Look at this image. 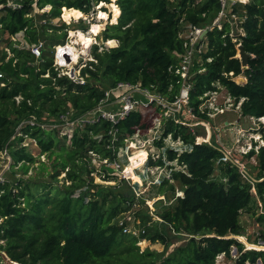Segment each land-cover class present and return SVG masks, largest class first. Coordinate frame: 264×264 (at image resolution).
<instances>
[{
	"label": "trees",
	"instance_id": "obj_1",
	"mask_svg": "<svg viewBox=\"0 0 264 264\" xmlns=\"http://www.w3.org/2000/svg\"><path fill=\"white\" fill-rule=\"evenodd\" d=\"M18 1L21 6L13 9L8 0H0V30L11 36L23 32L29 45L43 41L46 33L33 15L35 5L39 9L50 5L49 13H44L50 18L60 17L63 7L88 14L95 6L94 0ZM116 4L120 9L117 22L103 34L104 40L115 39L118 45L92 46L93 59L81 69L84 84L60 74L54 57L37 63L44 57L36 58L31 46L11 47L12 55L4 52L0 58V153L7 151L14 165L21 163L27 172L37 160L24 144L29 138L40 154L52 159L51 180L0 181V250L20 264H215L222 254L231 258L236 248L239 264L259 260L264 264V250L245 251L237 238L244 235L243 213L262 210L258 218L264 220V146L245 156L256 158L258 175L252 179L247 166L242 170L224 160L225 154L214 142L196 143V134L187 125L166 121L156 145L163 146V138L171 134L192 147L180 154L168 149L167 159L177 160L173 164L166 165L162 156L157 161L150 158V165L170 169L157 192L165 196L157 210L163 226L161 230L156 222L149 224L151 215L138 209L144 226L136 233L126 230L128 222L116 221L136 204L130 184L121 179L129 190L115 192L94 183L84 172L89 152L116 159L117 148L109 147L110 122L76 129L71 139L54 127V119L70 108L75 117L97 108L105 91L119 82L140 84L174 101L182 85L175 70L185 51V26L210 25L221 10L220 0H116ZM231 14L238 17L236 33L227 19L222 28L214 26L206 35L208 50L194 65L189 103L198 116L207 117L199 110L201 97L219 83L236 102L243 99V116L264 117V0L234 5ZM115 40L109 44L115 45ZM239 44L251 54L246 69L238 57ZM240 76L246 81L237 83ZM160 113L155 105L132 111L116 125L121 144L138 130L145 134ZM32 119L38 124L28 123ZM104 170L110 178L112 169L105 166ZM63 172L66 175L58 184ZM184 233L186 241L168 252L172 238ZM146 240L159 241L165 249H141L140 242Z\"/></svg>",
	"mask_w": 264,
	"mask_h": 264
},
{
	"label": "rangeland",
	"instance_id": "obj_2",
	"mask_svg": "<svg viewBox=\"0 0 264 264\" xmlns=\"http://www.w3.org/2000/svg\"><path fill=\"white\" fill-rule=\"evenodd\" d=\"M95 6L93 10L90 13H84L83 16L76 19L74 16H71L68 12L72 8H62V14L60 17L57 18H50L48 15H44V13H49L51 6L46 5L44 8L39 9L37 5H35V9L33 11V15L36 18V21L38 24L44 25V28L46 30V33L42 35V40L45 42V50L42 52L41 56L43 55V59H39L36 62H43L44 60H50V58L54 57V52L56 51V47L58 45L67 44L69 42H72L73 36L71 34L72 31H80L81 33L90 34L93 37V42L89 48H84L83 44L77 45V52L79 53V57L77 62L72 61V56L67 59V62L69 65L66 68L72 67L77 70H81L83 66H85L86 62L88 60L93 59L91 55V48L92 45L98 44V45H104L107 47H114L118 45V41L115 39V45H110V40H104V30L108 27V25L116 23L118 17H115L114 11H113V4H116V0H110L111 2H106L104 0H94ZM173 3L178 2L179 0H171ZM196 1H203V0H196ZM235 6L239 3H247L249 0H246L245 2H242L240 0H235ZM97 2V3H96ZM36 4V3H35ZM102 12L105 13L104 16L102 15ZM219 14V13H218ZM2 15V12L0 11V16ZM218 16V15H217ZM231 13L228 12V14L223 17L224 19L226 17H231ZM49 19V22H48ZM235 21L238 20V17L235 16ZM235 21H233V25L236 24ZM93 23H99L104 24L103 28L100 29L98 32L94 33L92 32ZM65 28H59L63 26ZM91 31V33H90ZM66 32V35L64 34ZM60 38V39H57ZM28 47L30 48L31 45H29L25 39H24V33L20 32L15 36H11L8 33L3 32L0 30V58L3 56V53H8V56L12 55L11 47ZM32 47V46H31ZM37 57L36 58H40ZM69 60V61H68ZM55 64V62H54ZM65 68V69H66ZM241 77V76H240ZM243 77V76H242ZM244 78V77H243ZM139 97V95H137ZM220 96V103L224 106L226 105V97H227V90L226 88H221L219 91ZM69 117L73 118L76 116L75 111L70 108L69 111ZM241 111L237 112L230 111V110H224L223 112L219 113L215 117L208 116L207 123L202 125L197 124L200 122V118L193 116L191 117L188 115V113L183 112L179 115L181 119L185 121V123L194 124L196 127L192 129L191 126L188 125L191 131H199V134L204 136L206 133H208V126L211 123L214 127L213 128H220V131L218 133V138L222 142V144L227 147L229 150L235 149L234 144V136L236 132V128L238 126L237 119L239 118V114ZM193 118V119H192ZM55 122H58V118L54 119ZM53 120V121H54ZM228 122V123H227ZM250 118L243 120V126L246 128L251 123ZM53 123V122H52ZM248 123V124H247ZM85 124H71V126H62L59 127L61 134H67L69 139H71V136H73L74 131L76 129H83ZM205 133V134H204ZM102 135V134H101ZM61 136V135H60ZM202 140L200 137L199 140ZM200 140V141H201ZM142 140L136 141L139 146H141ZM148 142V141H147ZM146 143L147 148H149L151 145H148ZM69 143V140H68ZM125 143V142H124ZM166 148L163 149V151L166 153L167 148H177L182 149L185 148L183 144H177L175 141L171 139V137H168L165 141ZM26 145V148L30 150L34 157H36V161L30 165V168L27 172H25L21 168V163L14 165V161L11 158V156L7 153V151L0 153V179L3 180H11L12 182H16L17 179H29L31 178L32 181H40V180H51L50 177V171L52 169V159L48 157L47 154H40L39 148L35 141L26 138V141L24 142ZM132 144L125 143V145L118 146V153L116 161L114 162V166L116 167V170L110 171V178H107L108 174L107 171L104 170V163H107V165H110V161L103 160V157L100 156V154L89 152V156L85 159L84 163V172L87 176H91L94 178V183H100L104 184L106 186L112 187V189L115 192H122L129 190V184L133 188V191L136 195L135 199V205L129 210L123 211L119 214V216L116 218L117 222L126 221L128 222L127 230L134 231L136 233H139L142 227L144 226V223L140 222V217L137 216V210L140 209L142 213H148L151 215L152 221L149 223L156 222L157 226H159V229L162 230L163 226V220L162 218L157 214V210L161 207V205L165 201V196L158 194V185L162 182V180L169 175V168L168 167H158L156 165H149V157L151 155H147L146 158L143 159V163L141 165H138L135 161L136 159V152L139 150H142L141 147L137 146H131ZM146 149V148H145ZM144 149V150H145ZM143 150V151H144ZM146 151V150H145ZM235 151V150H234ZM147 153L153 152V159H158L157 155L160 153V150L157 148V145L155 147H151V150L146 151ZM165 160H167V153L165 155ZM118 164V165H115ZM170 162H167L166 164L169 165ZM244 164L247 166L248 169V177L255 179L258 175V169L257 164L255 163L254 159L248 160L245 159ZM242 169V168H241ZM126 171V174H125ZM52 172V171H51ZM66 172H63L58 179L56 180L58 184L63 182V178L65 177ZM108 179V180H106ZM121 179H125L129 184H122L120 183ZM83 190L88 189L92 193L95 191L94 187H83ZM79 192V191H78ZM180 194H183L180 192ZM89 198L91 197L90 194H88ZM141 200H144V203L140 202ZM163 202V203H161ZM262 213V210H258L256 214H249V213H243L241 215L240 221L241 225L243 226V232L244 235H240L239 239L242 241H245V236L248 238V241H252L255 237L258 235L264 236V220H259L258 216ZM158 222V223H157ZM139 229H138V228ZM187 234L184 233L183 236H177L172 238V244L170 245L168 252H172L176 246L186 241ZM244 236V237H242ZM141 249H144L146 247H149L152 250H156L159 252H162L165 249V245L159 241L151 242V241H141L140 242ZM235 248L232 251V257H220L217 258L215 264H239L237 262L238 258H235ZM229 258V259H228ZM259 261L255 264H258ZM0 264H14L5 253L0 252ZM252 264V263H251ZM261 264H263L261 262Z\"/></svg>",
	"mask_w": 264,
	"mask_h": 264
},
{
	"label": "built area",
	"instance_id": "obj_3",
	"mask_svg": "<svg viewBox=\"0 0 264 264\" xmlns=\"http://www.w3.org/2000/svg\"><path fill=\"white\" fill-rule=\"evenodd\" d=\"M220 3H221V10L219 11L218 16H216L212 24L207 26H199V25L185 26V29L182 33V36L185 39V44H184L185 51L180 55L181 57L180 64L175 70L176 74L181 76L182 85H181L180 93L174 101H169L159 93L153 92L145 87H142L140 84L133 85L128 82H119L116 87L107 89L105 91V98L102 100V102L97 108L87 111L73 118L69 117L68 112H64L59 116V121L54 124V127L59 128L62 126H66V125L71 126V124L78 123V124H85L84 126L85 128L87 125L100 124L104 121H108L111 124L109 130V135L111 136L109 147L111 146L116 147L117 153L119 149L118 146L122 144L125 145V143H127L128 141L130 144H132L131 146L138 145V147H141L142 150L146 148L145 150L149 151L151 150V147H155L156 141L162 139L164 124L166 121L173 119L175 120L176 123H181L187 126L188 125L191 126L192 129L196 127V125L194 124L191 125L189 123H185V121L179 117V115L182 114L183 112L188 113V115H190L191 117L196 116L200 118L199 120L200 122H198L197 124L203 123L202 125L207 123V120L205 119H207L208 116L215 117L224 110H230V111L236 110L237 112L238 111L240 112L243 99L236 102L235 98L228 91H227L225 109L224 106L221 105L219 91L221 90V88L224 87L221 86L219 83L216 85L215 89L205 92L204 95L201 97L202 103L199 106V110L202 114H206L207 117L204 118L198 116L194 112L193 107H191L189 103L190 90L192 88L191 79L196 73L193 68L195 63L199 62L201 60L202 55L206 53L208 50V38L206 36L208 31L213 29L214 26H218L219 28H222L224 21H226L227 19L231 21L233 28L234 25L237 27V21H235L236 15L231 14L232 15L231 18L229 17H226L225 19L223 18L228 14V12L231 13L232 7L235 5L236 1L220 0ZM8 4L13 9L19 8L21 6L20 1L18 0H8ZM233 21H235L236 24L233 25ZM31 46H32L31 47L32 53L35 56L40 57L43 49L45 48V42L40 41L38 44H33ZM64 46H67V44L58 45L56 47V51L54 52V62H55L54 65L56 69L59 70L60 74L68 75L69 78L72 79L73 81L79 84H84L86 80L85 77L81 75V70H77L72 67L66 68L68 65L66 66L61 61L58 60V54L60 53V49L61 47ZM68 58H70V56L66 57L65 59L67 60ZM137 95H139V97ZM150 105H155L156 107H159L161 111V113L158 116L154 117L153 125L151 126V128H149V130L145 134H142L140 130H138L132 136L125 137L123 139L125 143L121 144L120 141L121 136H119L118 134V129L116 125L121 120H124L132 111L138 110L141 106L148 107ZM242 116H243L242 113H240L239 117ZM247 117L250 118L251 124L246 128L242 124H240V119L238 120V126L236 128V132L234 136V144L235 147L237 148L229 150L227 147H225L218 138V133L221 132L220 128H213L214 126L211 123H209L210 125L208 126L209 135L206 133V135L202 136L197 131L193 130V133L196 134V143L206 142L212 144V142H214L218 146V148L222 150L223 153L225 154L224 160H231L234 163L238 164L242 168V170H246V165L244 164V161L245 159H247V157L245 156H247L252 150L258 152L259 149L262 146H264V137H263L264 117H260V118H257L255 116H247ZM28 123H30L31 125L38 124V122H36L34 119L29 120ZM66 135H68V133ZM168 137H171V139L175 141V143L177 144H183L185 148L177 149V148L169 147L167 148V150L172 149L177 151L178 154H180L185 150L191 149L192 147V145L184 143L181 138L174 139L171 134H168V136L163 138L164 143ZM200 137L202 138L201 141L199 140ZM138 140H142V142L140 143L141 146H139V144L136 143V141ZM145 142H147L148 145L151 146L147 148ZM165 145L166 143L163 146H157V148L160 150V153L157 155L158 159L161 156L165 157L167 153V150L166 153L163 151V149L166 148ZM147 155L148 156L151 155L149 157V161L150 158H154L153 152L147 153ZM158 159H155V161H157ZM163 159L166 163L170 162L169 164L176 163L177 161V160L170 161L168 159L165 160V158ZM251 159H254L255 163H257L255 156H252V158L248 160ZM103 160H105L106 162L110 161V165L104 163V166L111 168L113 171L116 170V167L113 165L116 159L110 160L109 158H103ZM115 165L118 164L115 163ZM169 176H170V170H169V175L166 177ZM0 181H3V179H0ZM237 238L239 239V236ZM244 238L245 241H243V243L245 244V248H244L245 251L261 250V249L264 250L263 235H258L252 241H248L247 237ZM234 251H235L234 257L238 258L240 255L237 252V249L235 248ZM223 256L225 255L222 254L218 258ZM245 264H251V262L247 261Z\"/></svg>",
	"mask_w": 264,
	"mask_h": 264
},
{
	"label": "bare ground",
	"instance_id": "obj_4",
	"mask_svg": "<svg viewBox=\"0 0 264 264\" xmlns=\"http://www.w3.org/2000/svg\"><path fill=\"white\" fill-rule=\"evenodd\" d=\"M240 1H246V0H240ZM112 6H113V11H114V14H115V17H116L117 14H118V9H117L118 6L115 5V4H113ZM68 13L71 16H74L76 19H78V18L83 16V11H81L79 9H75V8H72L71 10H69ZM104 15H105V13L102 12L101 16H104ZM103 26H104V24L93 23L92 32H94V33L98 32L100 29L103 28ZM90 33H91V31H90ZM71 34L73 36L72 42L67 43V46L61 47L60 53L58 54V60L61 61L66 66L69 65V63L65 59L66 57L72 56V58H71L72 61L73 62H77L78 57H79V53L77 52L78 51L77 50V45L83 44L84 48H86V47L89 48L91 46L92 42H93L92 41L93 37L90 34H86V33L83 34L79 30L75 31V32L72 31ZM135 155H136V159H135L136 163L138 165H141L143 163V159L147 157V152L145 150L144 151L143 150H139V151L136 152Z\"/></svg>",
	"mask_w": 264,
	"mask_h": 264
},
{
	"label": "water",
	"instance_id": "obj_5",
	"mask_svg": "<svg viewBox=\"0 0 264 264\" xmlns=\"http://www.w3.org/2000/svg\"><path fill=\"white\" fill-rule=\"evenodd\" d=\"M234 32H237V27L234 25ZM238 49H239V53H238V57L241 59V62H242V66H243V68H248V62H249V58L251 57V54L250 53H248L246 50H245V48H244V46L243 45H239L238 46ZM237 83H243V82H245L246 80H245V78H243L242 76L241 77H238L237 78ZM0 252H2V253H5L6 255H7V253L5 252V251H3V250H0ZM12 261V260H11ZM14 264H18V262H15V261H12ZM20 264V263H19ZM258 264H261V261L259 260V263Z\"/></svg>",
	"mask_w": 264,
	"mask_h": 264
},
{
	"label": "crops",
	"instance_id": "obj_6",
	"mask_svg": "<svg viewBox=\"0 0 264 264\" xmlns=\"http://www.w3.org/2000/svg\"><path fill=\"white\" fill-rule=\"evenodd\" d=\"M117 9H118V14H117V16L119 15V13H120V9L117 7ZM248 117L247 116H242V117H239L238 119H237V121L240 119V124H242L243 125V120L244 119H247ZM248 124V123H247ZM244 237V236H243ZM246 237V236H245Z\"/></svg>",
	"mask_w": 264,
	"mask_h": 264
}]
</instances>
